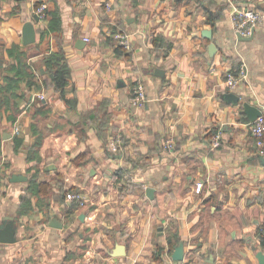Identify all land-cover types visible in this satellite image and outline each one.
Segmentation results:
<instances>
[{"label": "crops", "instance_id": "1", "mask_svg": "<svg viewBox=\"0 0 264 264\" xmlns=\"http://www.w3.org/2000/svg\"><path fill=\"white\" fill-rule=\"evenodd\" d=\"M234 4L262 13L250 36L236 30ZM54 13L60 27L49 29ZM16 47L29 75L6 90ZM53 52L69 64L73 104L46 66ZM241 67L230 89L227 72ZM138 83L147 100L134 105ZM228 92L264 112V0H0V225L14 221L18 238L0 242V264H176L181 242V264L211 254L214 264H260L264 164ZM114 135L120 153L109 149ZM74 191L87 201L70 211Z\"/></svg>", "mask_w": 264, "mask_h": 264}, {"label": "built area", "instance_id": "2", "mask_svg": "<svg viewBox=\"0 0 264 264\" xmlns=\"http://www.w3.org/2000/svg\"><path fill=\"white\" fill-rule=\"evenodd\" d=\"M107 8L111 7V3L106 2ZM47 9L48 5L46 2L40 3L35 8V13L38 15L40 20H45L47 18ZM231 18L233 23L235 24L236 30L242 36H250L255 27L262 21L263 15L262 13L251 7V6H240L234 4L233 11L231 13ZM115 37L119 40V43L126 48L130 47V38L129 34L125 32H116ZM246 76L245 67H241L238 71H229L226 75V83L227 86L232 89L234 88L241 78ZM147 100V94L145 86L142 83H138L134 89L133 93L130 97V101L134 105L142 104ZM251 134L255 139L256 145L258 147V151L260 155L264 156V113L259 115L251 124H250ZM16 133L20 132V129L16 127ZM171 146L172 144L169 143ZM221 145V135L216 134L212 139V146L214 148H218ZM109 149L113 153H120L122 151L121 138L119 135H114L109 141ZM1 181V176H0ZM203 184L199 182L197 184L196 190L200 191ZM68 199L70 201H77L79 206H84L86 204L87 199L79 192H71L69 194Z\"/></svg>", "mask_w": 264, "mask_h": 264}, {"label": "water", "instance_id": "3", "mask_svg": "<svg viewBox=\"0 0 264 264\" xmlns=\"http://www.w3.org/2000/svg\"><path fill=\"white\" fill-rule=\"evenodd\" d=\"M37 18L38 15L36 16ZM36 28L31 22H27L24 26L23 30V38L25 44H30L36 41ZM204 34L211 38L212 31L210 29L205 30ZM241 38V36L239 35ZM217 46L215 43H211L209 45V54L213 57L216 53ZM156 73H160L162 70H156ZM54 77V75H52ZM224 98H226L230 103H234L235 105L240 106V112L244 116L242 120L245 123H252L259 115H261L263 112V106L262 105H252L248 102H241V96L237 95L232 92H228L224 94ZM261 162L264 164V156H259ZM27 177L23 174H13L12 180H26ZM154 188L149 187L147 188V194L153 198L154 194ZM51 225L56 227H62V223H60L57 218L52 220ZM18 240L16 237V228L14 221L4 220L2 224L0 225V242L3 243H14ZM117 255H122L124 252H122V248H118L116 251ZM185 256V250H184V244L181 242L175 249L173 254V259L176 264H181L183 262ZM260 264H264V253H260L259 256ZM207 264H214L215 262V256L213 254L209 255V257L206 260Z\"/></svg>", "mask_w": 264, "mask_h": 264}, {"label": "trees", "instance_id": "4", "mask_svg": "<svg viewBox=\"0 0 264 264\" xmlns=\"http://www.w3.org/2000/svg\"><path fill=\"white\" fill-rule=\"evenodd\" d=\"M60 27V16L58 13H54L52 20L50 21L49 29H55ZM48 30V29H47ZM46 30V31H47ZM45 33V31H43ZM123 47V46H121ZM10 54L17 60L11 66V69H16V75L13 77H6L7 86H5L6 90L15 91L16 88L20 85L22 79L25 76L29 75L28 63L26 62V50L21 47L12 48L10 50ZM46 66L50 67L54 73V84L55 87L60 91L61 95L69 102L73 104V101L66 97V87L70 83V67L67 63L65 55L63 52H53L49 56L45 58ZM238 71V70H237ZM4 88V87H3ZM37 141L35 144H39ZM70 211H74L77 207H79V203L77 201L70 202ZM260 240L262 245L264 246V231L259 232Z\"/></svg>", "mask_w": 264, "mask_h": 264}]
</instances>
